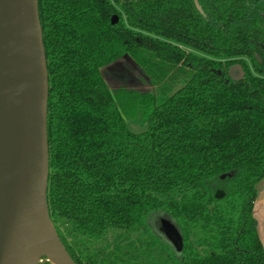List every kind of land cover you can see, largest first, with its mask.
<instances>
[{
  "label": "trees",
  "instance_id": "16d2710c",
  "mask_svg": "<svg viewBox=\"0 0 264 264\" xmlns=\"http://www.w3.org/2000/svg\"><path fill=\"white\" fill-rule=\"evenodd\" d=\"M198 1L203 14L193 0H38L47 204L76 264H264V0ZM122 58L154 93L108 86ZM157 213L178 245L154 232Z\"/></svg>",
  "mask_w": 264,
  "mask_h": 264
},
{
  "label": "water",
  "instance_id": "95a60500",
  "mask_svg": "<svg viewBox=\"0 0 264 264\" xmlns=\"http://www.w3.org/2000/svg\"><path fill=\"white\" fill-rule=\"evenodd\" d=\"M228 76L238 82L245 72L235 64ZM48 94L38 0H0V264H76L47 204Z\"/></svg>",
  "mask_w": 264,
  "mask_h": 264
},
{
  "label": "rangeland",
  "instance_id": "374dc122",
  "mask_svg": "<svg viewBox=\"0 0 264 264\" xmlns=\"http://www.w3.org/2000/svg\"><path fill=\"white\" fill-rule=\"evenodd\" d=\"M103 76L110 88L120 86L129 87L139 91H149L154 93V89L148 87L142 79L140 71L126 58L120 59L117 64H113L103 69ZM134 115V116H133ZM129 117L126 122L129 129L134 133H140L146 130V116L140 106H137L135 114ZM154 232L165 237L174 245L176 230L171 222L161 213L152 214L149 221ZM41 263V261H40Z\"/></svg>",
  "mask_w": 264,
  "mask_h": 264
},
{
  "label": "crops",
  "instance_id": "0c3cea01",
  "mask_svg": "<svg viewBox=\"0 0 264 264\" xmlns=\"http://www.w3.org/2000/svg\"><path fill=\"white\" fill-rule=\"evenodd\" d=\"M257 197L253 204V217L257 224V234L264 248V179L257 186Z\"/></svg>",
  "mask_w": 264,
  "mask_h": 264
}]
</instances>
